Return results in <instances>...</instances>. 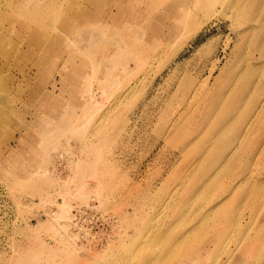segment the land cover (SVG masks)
<instances>
[{
  "label": "rangeland",
  "instance_id": "obj_1",
  "mask_svg": "<svg viewBox=\"0 0 264 264\" xmlns=\"http://www.w3.org/2000/svg\"><path fill=\"white\" fill-rule=\"evenodd\" d=\"M256 78L264 0H0V264H264V132L204 184Z\"/></svg>",
  "mask_w": 264,
  "mask_h": 264
},
{
  "label": "bare ground",
  "instance_id": "obj_2",
  "mask_svg": "<svg viewBox=\"0 0 264 264\" xmlns=\"http://www.w3.org/2000/svg\"><path fill=\"white\" fill-rule=\"evenodd\" d=\"M246 63L248 65H251L253 68H255V71L257 69H259V67L256 66V64L252 63L248 58H247V60H245V64ZM246 70H247V68H244L243 72H245ZM233 74H235V73H233ZM258 80L256 78V80L254 81V89H257L256 92H257V94H259L258 99L256 98V96L250 97L247 95V97H246V95H245V97H242L239 93H237L233 97L234 100L232 101V104L230 105V112L228 113L230 115V117L219 118V119H217V121H218L217 126H215V127L211 126L210 127V130L213 133H217V136H216L217 138L215 139L216 140L215 146H217L219 149L218 156H222V160H221L222 163H220L218 169L215 172L211 173L207 177V179L205 180L204 184H206L208 186H214L217 177L222 173L223 170L225 171L229 165L232 167L236 166L237 156L235 155V153H236V149H237L238 145H242L238 149H243V151H244V150H246L247 144L249 143L248 140L250 139L251 133L257 132L258 130H259V134H262L264 132V126H263L261 119H260L261 112H262V109L264 107V97L261 96L262 97L261 98L260 95H263V93H264V85L262 82H260V80L258 82ZM250 87H251V85L248 87V90L246 93L249 92ZM205 96H206V98H205L204 102H209V101L213 102L216 99V98L212 99L211 91H209ZM215 97H218V96H215ZM216 100H219V99H216ZM218 103H219V101H216L215 105ZM242 106H244L246 109L243 113L240 111H237V112L235 111V109H238ZM215 107H218V106H215ZM219 107H221V106H219ZM250 113H253L252 117H250ZM233 114H234V116L232 117L231 115H233ZM233 125H239V127L234 129L232 127ZM173 129L174 128H172V131H173ZM227 133H228V135H227ZM221 135H224V136H221ZM225 135H227V136H225ZM233 144H234V146H232ZM226 147L227 148L230 147L229 148L230 151H228V150L226 151ZM231 147H233V148H231ZM238 153L239 152H237V155H238ZM242 165L245 166L247 164L242 161ZM244 178H245V176H240L238 178V180L233 182V185L238 188L241 185ZM225 198L229 199L230 195L225 194ZM223 203H224V201H222L218 205H216L212 209V212H214V213L217 212L222 207ZM183 219H184V215L179 214L178 220H183ZM174 224L176 225V222H174ZM197 228L198 227H196V224H193L189 228L188 231L179 232L176 235V239H178V241H180V242H183V240L185 239L183 237L189 233L198 231ZM169 229H167L165 231V233H167L169 231Z\"/></svg>",
  "mask_w": 264,
  "mask_h": 264
},
{
  "label": "built area",
  "instance_id": "obj_3",
  "mask_svg": "<svg viewBox=\"0 0 264 264\" xmlns=\"http://www.w3.org/2000/svg\"><path fill=\"white\" fill-rule=\"evenodd\" d=\"M87 219L89 220V223L85 222ZM69 222L72 233L77 236L81 235L84 238H91L94 240L95 232L92 231L99 229V225L104 221H102L100 216H96L88 211L86 207L78 206L71 210ZM106 223H108V221ZM103 233L106 234V243L109 242L112 237L111 230H105Z\"/></svg>",
  "mask_w": 264,
  "mask_h": 264
},
{
  "label": "crops",
  "instance_id": "obj_4",
  "mask_svg": "<svg viewBox=\"0 0 264 264\" xmlns=\"http://www.w3.org/2000/svg\"><path fill=\"white\" fill-rule=\"evenodd\" d=\"M192 233H189L188 235H191Z\"/></svg>",
  "mask_w": 264,
  "mask_h": 264
}]
</instances>
